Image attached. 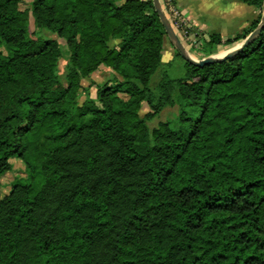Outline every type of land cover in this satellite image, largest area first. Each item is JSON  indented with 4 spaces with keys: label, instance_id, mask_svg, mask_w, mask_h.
Wrapping results in <instances>:
<instances>
[{
    "label": "trees",
    "instance_id": "1",
    "mask_svg": "<svg viewBox=\"0 0 264 264\" xmlns=\"http://www.w3.org/2000/svg\"><path fill=\"white\" fill-rule=\"evenodd\" d=\"M261 9L203 56L242 42ZM0 0V264H264V26L232 57L172 77L153 0ZM63 39L31 32L30 24ZM101 66L113 82L80 101ZM155 86L151 79L157 71ZM146 103L150 111L141 116ZM180 106L175 124L154 118ZM194 109L192 116L188 110Z\"/></svg>",
    "mask_w": 264,
    "mask_h": 264
},
{
    "label": "rangeland",
    "instance_id": "2",
    "mask_svg": "<svg viewBox=\"0 0 264 264\" xmlns=\"http://www.w3.org/2000/svg\"><path fill=\"white\" fill-rule=\"evenodd\" d=\"M29 1L30 0H26V3ZM221 1H220V3H217V0L215 1L217 3V5L215 6L214 11H206L203 9V10H199V12L195 11L194 13H229L230 12V13H241V14H237V16L233 19L232 23L230 24V26L226 25V27H224L225 21L222 18V16L206 17V20H208V22L213 24V27H215L214 28L215 30L212 31L211 29H209L208 31L202 33L198 28V30L201 33V34H199L198 38L202 42L207 40L209 38L210 34L220 33L222 31L221 29L226 30L225 31V34H227L226 36H233V34L236 35L237 32L239 31L238 28H239L240 24L243 21L245 22L248 18H250L251 13L253 12V10L255 8L254 6H251V5L242 3V2H235V1H231V0H226L227 3H222ZM180 2L185 7H187L188 4L193 3L191 0H185V1L181 0ZM26 3L24 4V6L26 5ZM161 3L163 5V8L166 10L165 0H161ZM229 3H230V5H228ZM195 5H197V2L195 3ZM190 23L193 26H195L191 21H190ZM30 29H31V32H36V34H42V35L47 36V37L58 39L61 42V44L63 45L64 56L59 61L57 71H58L62 81L65 83L66 82L67 66H68V57H69V51H68V47H67L66 42L63 39L58 38V36L56 34L52 33L51 31L41 30L39 28H36L33 21H31ZM180 39L183 41L184 45L186 46L188 51L193 56H195L198 59L204 58L203 53L200 52L202 44L197 47V46H195V44H193L192 40H186L185 38L182 39L181 37H180ZM238 44L239 43H236V44L231 45V46L220 45L217 49V53L223 54V53L229 51L230 49H232L233 47L237 46ZM164 48H165V52H164L165 55L167 53L166 52L167 48H169L170 52H172V55L170 56V58L168 60H166L165 58L163 60L164 63L172 61V64L170 66H168L169 74L172 77L184 76L185 72H186L185 59L181 56L176 55V46L169 39L168 36L165 39V47ZM0 53L4 57H9L12 53V49L9 46L3 44V45H0ZM165 55H164V57H165ZM114 76H115V74H114L112 69L105 67V66H101L97 71H95L91 75V77L88 80L83 81V84L87 87L90 85L91 82L93 83V85L89 86V89L83 90L80 93V98H79L80 101L83 102L87 98H95L97 96L99 86H102L106 83H110V85H112L113 82L110 80ZM160 78H161V71L159 70L153 75V77L151 79L152 86H155ZM148 111H150V107L148 106V104L144 103L141 110H140L141 116H145ZM180 113H181L180 106H168V107L164 108L162 110V112L159 115H157L156 117L148 118L147 122H148V125L150 126V128H154V127L158 126V124L160 122H165V121H172V125H176L175 122H176ZM188 113L192 116H195L197 114L194 109L188 110ZM10 161L12 163V169L5 172L0 178V195H2L4 193L3 191H5V189L7 187L9 190L12 182H15V181L25 182L28 179L27 168H26L24 161L22 159H20L19 157H12L10 159Z\"/></svg>",
    "mask_w": 264,
    "mask_h": 264
},
{
    "label": "crops",
    "instance_id": "3",
    "mask_svg": "<svg viewBox=\"0 0 264 264\" xmlns=\"http://www.w3.org/2000/svg\"><path fill=\"white\" fill-rule=\"evenodd\" d=\"M180 1L181 0H174L176 5L183 11V13L197 27V29L199 28V30L202 33L208 31L209 29H211L212 31L215 30L214 29L215 27H213V24L208 22V20H206V17H209V16H222V18L225 21L224 22V27H226V25L230 26V24L232 23L233 19L237 16V14H241V13H230V12L229 13H194L195 11L199 12V10H203V9L206 10V11H214L215 10V6L217 5V3H220L221 0H217V3L215 2L216 0H191L193 3L188 4L187 7H185L183 4H181ZM231 1L240 2L238 0H231ZM196 2H197V5H195ZM221 2L222 3H227L226 0H222ZM228 5H230V3ZM263 11H264V9H263ZM260 13H261V9L255 7L253 12L251 13L250 18H248L245 22L243 21L240 24V26L238 28L239 31L241 32V31H243L244 28L248 27L250 25V23L255 18H257ZM221 30H220L221 32L219 34L222 36V38L224 40L227 39V38L235 36V34H233V36H226L227 35V34H225L226 30H223V29H221ZM239 31L237 32V34L240 33ZM164 47H165V41H164ZM164 52H165V48L163 49V60H164V58L166 60H168L170 58V56L172 55V52H170L169 48L166 49V52H167L166 55L164 54ZM164 55H165V57H164Z\"/></svg>",
    "mask_w": 264,
    "mask_h": 264
},
{
    "label": "water",
    "instance_id": "4",
    "mask_svg": "<svg viewBox=\"0 0 264 264\" xmlns=\"http://www.w3.org/2000/svg\"><path fill=\"white\" fill-rule=\"evenodd\" d=\"M153 3H154L156 11L159 14L160 20H161V22L165 28V31L167 32V35L169 36L171 41L174 43V45L177 47V49L180 51V53L183 55V57L187 61H189L193 64H196V65H200V66H204V65L209 64V63L219 62V61H222V60H225L229 57L234 56L239 51H241L244 47H246L251 42H253L254 39L259 35V33L261 32V30L264 26V11H263L262 19H261L259 25L257 26V28H255L237 46L233 47L232 49H230L229 51H227L223 54L217 53V54H212V55L206 56L202 59H198L188 51V49L184 45L183 41L180 39L179 35L174 30L165 10L163 8L161 0H153Z\"/></svg>",
    "mask_w": 264,
    "mask_h": 264
},
{
    "label": "built area",
    "instance_id": "5",
    "mask_svg": "<svg viewBox=\"0 0 264 264\" xmlns=\"http://www.w3.org/2000/svg\"><path fill=\"white\" fill-rule=\"evenodd\" d=\"M165 2L166 10H164L179 37L192 40L195 46H200L203 43L198 38L201 34L200 31L190 23L189 18L176 5L174 0H165Z\"/></svg>",
    "mask_w": 264,
    "mask_h": 264
}]
</instances>
